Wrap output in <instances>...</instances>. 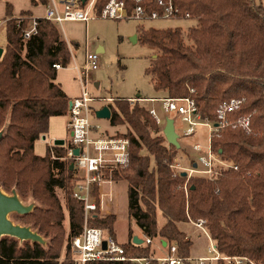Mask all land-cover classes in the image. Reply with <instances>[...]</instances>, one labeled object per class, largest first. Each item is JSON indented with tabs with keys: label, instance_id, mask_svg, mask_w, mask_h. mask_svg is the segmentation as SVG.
Returning a JSON list of instances; mask_svg holds the SVG:
<instances>
[{
	"label": "trees",
	"instance_id": "1",
	"mask_svg": "<svg viewBox=\"0 0 264 264\" xmlns=\"http://www.w3.org/2000/svg\"><path fill=\"white\" fill-rule=\"evenodd\" d=\"M108 1L98 0L97 14ZM123 1L132 13L135 0ZM159 1L142 0L139 5L148 15H163ZM40 3L48 5L49 0H32L33 6ZM172 4L180 10L173 19L194 20L196 25L186 33L141 28L140 43L156 54L146 69L156 96L111 98L113 102L106 105L112 112L111 126L125 129L115 136L131 142V165L115 175V182L128 183L129 217L147 238L175 243L180 256L190 257L193 243L179 225L205 221L221 254L264 264V0H172ZM22 17L18 24L19 18L7 16L6 50L0 59V131L9 123L0 141V185L8 193L16 189L25 202L33 199L41 204L33 213L13 219L31 225L52 242L44 248L2 238L0 264H73L72 238L82 233L84 205L71 197L68 201L70 230L61 262L65 213L59 199V194L70 196L72 191V164L64 160L65 147H48L44 157L35 154V144L49 133L51 119L69 112L70 99L57 83L54 66L67 68L72 54L59 26L44 18L37 20V34L25 40L32 17ZM167 97L193 98L201 116L214 123L225 103L242 101L227 116L232 125L212 143L237 171L222 169L211 179L196 175L188 180L182 173L174 177L162 165L165 160L173 163L180 149L166 146L164 134L158 135L161 126L150 115L152 106L146 100ZM246 117L250 131L239 124ZM158 212L164 219L161 223ZM116 221V214L98 212L89 226L118 241ZM133 237L130 230L128 241L121 244L126 255L150 257V247L135 245Z\"/></svg>",
	"mask_w": 264,
	"mask_h": 264
},
{
	"label": "built area",
	"instance_id": "2",
	"mask_svg": "<svg viewBox=\"0 0 264 264\" xmlns=\"http://www.w3.org/2000/svg\"><path fill=\"white\" fill-rule=\"evenodd\" d=\"M142 0H135L136 8L131 13L125 1L109 0L100 14H97L96 7L98 0H49L45 18L48 21L61 26L67 22L87 23L94 19L110 20H153L172 18L179 14L180 10L175 8L172 0H160L159 5L165 8V13L160 15L153 12L148 15L146 10L139 5ZM189 18V14H186ZM25 18L19 17L18 24ZM39 18H30V25L24 32V39H30L37 34ZM6 20H0V26H5ZM100 55L88 53L82 64L75 66L77 80L81 85L82 93L78 98L70 100L69 112L66 115L67 128L70 132V140L66 143V155L64 160L72 164L74 177L72 179V191L70 197L84 205L85 221L82 233L72 238V262L73 264H88L91 262H130L132 264H256L246 257L227 256L221 254L212 241L208 247V255L202 257H182L179 255L177 245L158 240V246L165 250L164 256L129 258L124 247L112 236L106 235L103 230L89 226L90 220L103 210L102 198L111 199V191L106 193L105 186L116 184L115 175L127 170L131 165V142L128 138L108 135L97 123H92L91 118L95 116L93 103L96 99L91 96L88 84L91 72L99 69ZM56 70L63 67L60 64L54 66ZM194 93V90H191ZM106 103L113 102V99H103ZM150 103H159L164 116L170 118L177 114L182 121L188 125L184 136H192L198 127L208 129V144L206 146L196 145L194 151L197 153V160L191 168L184 169L179 162L170 163L169 167L174 177L181 173H187L189 180L193 175H200L205 178H214L222 169L238 170V167L230 161L222 159L220 154L213 149V140L227 126L232 125L227 116L239 108L242 101L232 99L217 110L218 121L212 122L203 118L198 112L197 103L193 98H163L149 99ZM103 108V107H102ZM159 109L152 107L150 115L156 124L162 126L163 118L159 115ZM239 124L250 131V117L239 121ZM79 154H75V150ZM195 165V166H194ZM187 186H185L186 189ZM205 221H199L194 225L199 229L205 228ZM208 233V231H207ZM209 235V233H208ZM210 237V235H209ZM106 242V249L103 243ZM152 238H146L143 245H152ZM213 245V246H212Z\"/></svg>",
	"mask_w": 264,
	"mask_h": 264
},
{
	"label": "rangeland",
	"instance_id": "3",
	"mask_svg": "<svg viewBox=\"0 0 264 264\" xmlns=\"http://www.w3.org/2000/svg\"><path fill=\"white\" fill-rule=\"evenodd\" d=\"M195 25L196 22L194 20L173 18L143 21L133 19L121 21L110 19L90 20L88 22V33L84 36V40L80 47L77 48L74 44L70 45L72 48L71 52L74 54H77L81 48L85 49V46H87L88 49H91H89L90 53H93L94 47L99 44L103 45L105 48V53L100 56L99 69L95 72H91L89 76L88 89L91 96L96 99L93 103V108L97 111L102 107H105L107 103L103 99H132L156 96L157 93L151 85L149 77L146 75V69L149 67L151 60L156 54L152 47L140 43L139 36L141 28L145 30L152 28L158 31L180 29L186 33ZM2 27L3 26H0V49L3 50L4 54L6 50L7 34L6 28ZM135 37L137 38L136 40ZM77 55L79 56V54ZM82 56H79L80 58L78 59H81ZM96 83L100 84L98 89L95 87ZM147 104L160 110L159 115L163 118L164 124L159 129L158 135L163 136V128L167 117L163 115L159 103ZM169 117L174 120L175 130L179 136V144L181 146L173 163L179 162L182 168L189 169L191 168L193 161L197 160V153L194 151L193 143H208V129L198 127L192 136L186 137L184 136V132L188 129V125L184 123L181 117L177 114H172V116ZM91 122L97 123L101 126L102 130L108 135L125 132L124 127L111 126L109 120H100L92 117ZM70 137V132L68 131L66 124V117H57L52 122V125H50L49 133L36 142L35 154L41 157L46 156L48 147L56 146V142L60 141V146L66 148V143L70 140ZM167 143L168 142L166 141V146ZM168 148L169 150H172V146L168 145ZM162 165H167L171 171L166 160L162 161ZM104 190L106 193L111 191L112 198H102L104 202L103 210L100 215L116 214L117 221L114 229L119 243L122 244L128 241L130 230L133 232V236H138L145 241L147 237L138 228L135 221L129 217L128 183L119 182L113 186H105ZM59 199L65 213V220L61 228V231L65 235L63 237V248L60 259L62 262L66 258L64 249L66 248L67 237L70 230L69 216L67 212L70 196L64 192L59 194ZM35 205L36 208L41 207V204L38 201L35 202ZM158 220L160 223L164 221L160 212H158ZM194 223V221H189V223L180 224L179 226L180 229L186 233L188 239L193 243L190 250L191 255L195 257L207 256L208 247H210L212 241L210 240L207 231L205 229L197 228ZM42 236L45 238V246L48 248V245H51L52 240L51 238H46L44 235ZM152 240L153 243L149 246L152 255L161 256L162 251L158 248V240Z\"/></svg>",
	"mask_w": 264,
	"mask_h": 264
},
{
	"label": "water",
	"instance_id": "4",
	"mask_svg": "<svg viewBox=\"0 0 264 264\" xmlns=\"http://www.w3.org/2000/svg\"><path fill=\"white\" fill-rule=\"evenodd\" d=\"M85 1L86 0H83V2ZM136 39L137 38L135 37V40ZM2 54L3 50L0 49V59L2 58ZM95 116L100 120H110L112 112L108 106H105L97 110ZM8 125L9 123L7 122L3 130L0 131V141L4 138ZM163 134L170 145L175 146L177 149L181 148L179 144V136L176 133L174 120L172 118L166 119ZM60 145L61 141L56 142V146ZM75 154L78 155L79 150L76 149ZM182 176L186 177L187 173H182ZM35 202L36 201L33 199L25 202L16 189H13L8 193L0 185V239L10 237L17 239L21 244L24 242H31L32 244L38 243L46 248L45 238L38 232V230H34L31 225H22L13 219L14 215L25 216L33 213L36 208ZM133 243L135 245H143L144 241L138 236H134ZM106 245L107 243L104 242V249H106Z\"/></svg>",
	"mask_w": 264,
	"mask_h": 264
},
{
	"label": "crops",
	"instance_id": "5",
	"mask_svg": "<svg viewBox=\"0 0 264 264\" xmlns=\"http://www.w3.org/2000/svg\"><path fill=\"white\" fill-rule=\"evenodd\" d=\"M47 6L48 5H44L42 3H40L37 6H33L32 0H0V20L2 21L6 20L7 16L9 15L13 16V18H19V17H22L24 14H30V16L33 18H39V19L45 18ZM2 28H5V26H3ZM59 28H60V31L65 41L69 45L74 44L78 48L83 42L84 36H86L88 33V22L87 23L67 22L59 26ZM71 49L72 48L70 45V51ZM89 49L87 46H85V49L81 48L77 52L79 56L83 55L81 59H78L80 57L76 53L74 54L73 52H71L72 61L70 65L67 68H62L58 70L57 83L61 85L63 91L65 92V94L70 100L78 98L82 93L81 85L79 84V81L77 80L75 66L77 64H82L84 62L85 56L88 54V52L90 53L91 49L90 50ZM94 52L98 53L101 56L102 54L105 53V48L103 45L99 44L96 47H94ZM95 87L98 89L100 87V84L96 83ZM54 119L55 118L51 119L50 125H52V122L54 121ZM66 124H67V118H66ZM198 144L204 147L208 143H205V144L193 143L194 145L193 148ZM164 242L165 241H163V245L165 246L166 243L164 244ZM160 251H162L161 256H164L166 254L165 250L160 249ZM199 257H202V256H199Z\"/></svg>",
	"mask_w": 264,
	"mask_h": 264
}]
</instances>
